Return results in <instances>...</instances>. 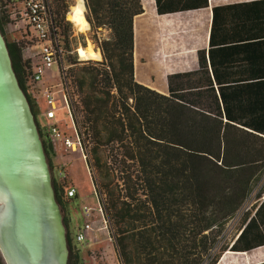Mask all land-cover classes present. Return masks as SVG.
<instances>
[{
    "label": "trees",
    "instance_id": "16d2710c",
    "mask_svg": "<svg viewBox=\"0 0 264 264\" xmlns=\"http://www.w3.org/2000/svg\"><path fill=\"white\" fill-rule=\"evenodd\" d=\"M68 2L51 0V11L70 71L79 62L70 57L58 20ZM84 2L102 59L88 60L70 78L79 96L84 149L98 172L123 264H216L229 222L264 177V84L248 85L253 97L237 113L230 98H218L202 59L198 71L168 76V95L151 89L136 80L134 20L144 12L141 0ZM5 25L0 17L3 35ZM7 45L44 139L26 87L29 63L22 61L19 43ZM44 147L50 157L54 148L46 138ZM54 189L63 206V186L54 181ZM68 241L69 264H81L69 232Z\"/></svg>",
    "mask_w": 264,
    "mask_h": 264
},
{
    "label": "crops",
    "instance_id": "0c3cea01",
    "mask_svg": "<svg viewBox=\"0 0 264 264\" xmlns=\"http://www.w3.org/2000/svg\"><path fill=\"white\" fill-rule=\"evenodd\" d=\"M141 2L144 12L134 20L135 65L158 68L164 81L156 86L142 78L140 83L168 95L167 76L198 71L202 59L218 98H230L235 113L246 108V100L253 97L248 85L264 84V0ZM204 91L207 95L206 87ZM248 205V211L229 222L216 264H264L261 187L252 190Z\"/></svg>",
    "mask_w": 264,
    "mask_h": 264
},
{
    "label": "rangeland",
    "instance_id": "374dc122",
    "mask_svg": "<svg viewBox=\"0 0 264 264\" xmlns=\"http://www.w3.org/2000/svg\"><path fill=\"white\" fill-rule=\"evenodd\" d=\"M77 0H69L68 8L66 10L65 16H59L58 20L60 25L66 28L65 34L67 36V46L68 50L72 54L71 58H76V61L79 62L78 65H74L70 71L68 69L69 78L72 77L73 81L78 77L80 69L84 66L85 62L88 60H82L79 57V48L84 47L89 48L92 51V61H100L102 59L100 51L97 50L95 44L92 41L93 33L90 30L79 32L77 28L74 26L72 22L68 20V14L72 5H74ZM85 5V2H84ZM86 15V6L85 11ZM86 18V16H85ZM102 36L106 37L108 32L106 30L101 31ZM21 35L13 30L12 27L5 25L4 26V38L6 42H16L19 43L21 47L22 53V61L26 63L28 51L26 50L27 44L20 39ZM18 41V42H17ZM31 44V43H29ZM85 48V47H84ZM67 58V57H66ZM68 59H66L67 61ZM69 61V60H68ZM66 64H71L68 62ZM139 76L136 80L139 82L142 81V78L152 79L156 86H159L164 80L163 76H161V71L158 68H149V67H141L139 63H137ZM27 68V66L25 67ZM31 68V67H30ZM169 71H174L173 68H169ZM26 71V70H25ZM194 70L187 72L191 73ZM178 74V73H173ZM169 74V75H173ZM168 75V76H169ZM168 76H167V84H168ZM136 77V76H135ZM45 83H49L52 85H57L59 83V79H51L49 76L45 78ZM27 87V84H26ZM28 89V87H27ZM58 102L60 106H63L64 102L61 96L58 98ZM39 105L38 112V122L41 126H44L46 123L45 111L47 109L46 102L42 97L38 98L37 101ZM33 111V110H32ZM63 110L60 115V127L62 130L69 133L73 138L75 137V130L72 128L70 124V120L64 114ZM76 118L79 126L82 124V113L80 112L79 105L76 103ZM42 122L44 124H42ZM81 123V124H80ZM83 125V124H82ZM40 126V127H41ZM84 127V126H83ZM39 128V126H38ZM42 128V127H41ZM41 135V134H40ZM45 139V137H44ZM44 139L41 135V140L44 143ZM87 155V154H86ZM103 160H105V153H102ZM51 158V159H50ZM47 163L49 165V171L51 173L52 184L54 187V181L58 184L62 185L63 195L62 201L63 206H60L61 214L63 216V223L66 227V237L68 250L70 255V246L68 241V232L70 233L72 247L77 250L80 254L81 264H123L122 257L120 255V248L117 244L115 237V226L113 222H110L108 219L107 225H105L102 214L99 211V199L100 192L96 183V175L98 172L94 171V169L89 164V157L86 156V160L83 158L81 151H66L64 148L57 146L56 152L52 149L50 157L46 154ZM52 164V165H51ZM63 169L66 174V178H61L58 174V170ZM98 180L102 181V179L98 175ZM264 182V177L261 178L255 188L261 187ZM75 187L78 194L73 198L66 197V188ZM103 194L106 195L108 200L107 192L103 190ZM84 205L90 206L94 209V215L89 221L92 223L94 230L90 232L85 241L78 243L75 239V232L78 228H81L86 218L82 214V208ZM65 219L69 221V227L65 224ZM238 219L234 217V222ZM232 220V221H233ZM233 222V223H234ZM208 262V261H207Z\"/></svg>",
    "mask_w": 264,
    "mask_h": 264
},
{
    "label": "water",
    "instance_id": "95a60500",
    "mask_svg": "<svg viewBox=\"0 0 264 264\" xmlns=\"http://www.w3.org/2000/svg\"><path fill=\"white\" fill-rule=\"evenodd\" d=\"M30 178L52 193L49 211L63 229L61 234L66 251L64 264H69L66 227L52 184L44 143L0 28V208L3 207L4 196L8 197L14 211L16 230L24 235L32 251L35 249L33 245L38 236V218L41 214L37 200L27 187ZM0 255L5 264H17L1 234Z\"/></svg>",
    "mask_w": 264,
    "mask_h": 264
},
{
    "label": "built area",
    "instance_id": "2783aa9c",
    "mask_svg": "<svg viewBox=\"0 0 264 264\" xmlns=\"http://www.w3.org/2000/svg\"><path fill=\"white\" fill-rule=\"evenodd\" d=\"M0 17L7 26L21 35L20 39L27 44L28 56L26 62L29 63L30 74L27 78L28 93L35 108L39 112L38 98L42 97L47 109L45 111L46 123L42 127V132L48 142L56 152L57 146L66 151H81L86 160V151L83 144V135L76 116V103H79V96L76 92L71 78L68 76L69 66L65 58L68 54L63 37L60 36L58 27L53 20L51 11V0H0ZM18 42V41H17ZM31 43V44H29ZM59 79L57 85L45 83V78ZM27 95V94H26ZM61 96L64 104L59 105L58 98ZM65 111V115L70 120L72 128L75 130V137L62 130L60 125V113ZM61 178H66L63 169L58 170ZM75 187L67 190L68 198L77 196ZM248 201L235 216L241 212L249 210ZM99 211L102 219L107 225L108 217L104 208L103 196L99 199ZM82 214L86 221L81 228L75 232V239L78 243L86 240L88 234L94 230L89 221L94 215V209L84 205ZM233 220V219H232Z\"/></svg>",
    "mask_w": 264,
    "mask_h": 264
},
{
    "label": "bare ground",
    "instance_id": "6f19581e",
    "mask_svg": "<svg viewBox=\"0 0 264 264\" xmlns=\"http://www.w3.org/2000/svg\"><path fill=\"white\" fill-rule=\"evenodd\" d=\"M77 7V2L72 5L68 20L74 24L79 32L83 33L89 30V23L84 13L85 5L80 9L79 19L76 14ZM78 52L82 60L92 59V51L89 48L81 47ZM20 105L22 106V104ZM27 183L28 189L37 200V208L41 214L38 218V236L33 245L35 249L31 251L26 244L24 235L17 232L12 203L5 196L3 207L0 208V234L2 240L17 264H64L66 251L61 234L63 229L60 222L49 211V199H52V193L48 188L43 189L40 183L34 182L32 178ZM62 249H64L63 252Z\"/></svg>",
    "mask_w": 264,
    "mask_h": 264
},
{
    "label": "clouds",
    "instance_id": "9594fccd",
    "mask_svg": "<svg viewBox=\"0 0 264 264\" xmlns=\"http://www.w3.org/2000/svg\"><path fill=\"white\" fill-rule=\"evenodd\" d=\"M77 4H78V7L76 9V14H77V18L79 19L80 18V9L84 5V0H77Z\"/></svg>",
    "mask_w": 264,
    "mask_h": 264
}]
</instances>
